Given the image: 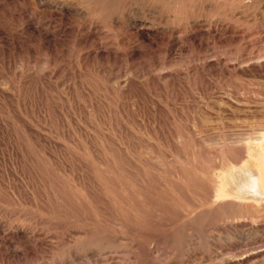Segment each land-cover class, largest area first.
<instances>
[{
  "label": "rangeland",
  "instance_id": "1",
  "mask_svg": "<svg viewBox=\"0 0 264 264\" xmlns=\"http://www.w3.org/2000/svg\"><path fill=\"white\" fill-rule=\"evenodd\" d=\"M138 2L0 0V264H264V0Z\"/></svg>",
  "mask_w": 264,
  "mask_h": 264
},
{
  "label": "clouds",
  "instance_id": "2",
  "mask_svg": "<svg viewBox=\"0 0 264 264\" xmlns=\"http://www.w3.org/2000/svg\"><path fill=\"white\" fill-rule=\"evenodd\" d=\"M85 17L101 25L122 19L129 10L128 0H80ZM138 9L153 15L165 29L186 28L196 18L197 0H139Z\"/></svg>",
  "mask_w": 264,
  "mask_h": 264
},
{
  "label": "bare ground",
  "instance_id": "3",
  "mask_svg": "<svg viewBox=\"0 0 264 264\" xmlns=\"http://www.w3.org/2000/svg\"><path fill=\"white\" fill-rule=\"evenodd\" d=\"M249 186H251L252 188H255V190L257 189L259 191V194L263 195L264 194V177H261L260 175H257L256 180L254 179V181ZM258 191H257V193H258Z\"/></svg>",
  "mask_w": 264,
  "mask_h": 264
}]
</instances>
